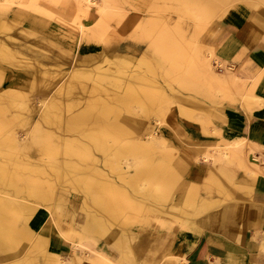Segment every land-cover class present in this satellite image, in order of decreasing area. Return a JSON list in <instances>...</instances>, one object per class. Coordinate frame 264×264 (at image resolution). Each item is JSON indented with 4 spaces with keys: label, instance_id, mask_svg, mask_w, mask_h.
Wrapping results in <instances>:
<instances>
[{
    "label": "rangeland",
    "instance_id": "rangeland-1",
    "mask_svg": "<svg viewBox=\"0 0 264 264\" xmlns=\"http://www.w3.org/2000/svg\"><path fill=\"white\" fill-rule=\"evenodd\" d=\"M101 1L88 5L82 18L76 19L74 7L64 12L61 4L47 0H0L6 4L0 13V195L20 202L17 213L11 214V227L23 233L16 242L7 239V248L0 247V264H56L52 255L32 242L45 225L73 241L72 253L63 256L66 264H73V255L81 264L99 256L108 237L119 232L122 240L134 225L147 224L149 216L162 222L175 209L169 207L172 196L168 191L174 184L171 165L177 152L165 146L149 148L146 143L150 134L157 144L166 143L153 129L159 127L157 119L163 118L166 103L174 100L181 74L189 80L209 82L205 71L195 68L196 73L187 58L176 60V54L187 52V44L195 45L191 38L194 24L185 19L180 33L177 12L173 10L170 21L156 22L151 17L154 12L146 8L147 22L138 30L158 58L144 63L106 56L90 69L81 68L62 40L73 39L72 33L82 31L77 20L91 16L93 9L98 8L95 14L101 15L108 11L107 5L112 8L109 0ZM218 1L230 0H200V4L188 5L189 9L182 8L198 28L205 29L216 14L214 3ZM99 23L106 31V20ZM166 25L174 42L164 49L155 48L151 34ZM166 40L170 42L168 37ZM176 42L183 47L174 45ZM149 53L154 56L151 50ZM214 55L212 69L220 75L228 63L216 51ZM174 59L177 65L184 61L183 67L176 66ZM210 83L223 90L217 80ZM54 99L66 106L60 115L54 112L59 123L45 118ZM234 146L220 150L210 146L193 158L205 163L213 156L214 163L227 160L226 148ZM165 182L168 191L159 188ZM37 186L48 190L52 199L43 201L30 194ZM27 206L36 210L26 221ZM37 218L40 226L31 230L29 224Z\"/></svg>",
    "mask_w": 264,
    "mask_h": 264
},
{
    "label": "crops",
    "instance_id": "crops-1",
    "mask_svg": "<svg viewBox=\"0 0 264 264\" xmlns=\"http://www.w3.org/2000/svg\"><path fill=\"white\" fill-rule=\"evenodd\" d=\"M47 1L61 4L64 12L73 7L76 10L73 0ZM109 3L112 8L101 15L95 14L97 8L91 16L83 17L84 31L72 33L73 39L62 40L79 67L90 69L106 56L110 60L125 56L144 63L158 58L138 30L146 24L144 10L149 8L156 22L170 21L173 10L177 12L180 33L186 24L184 20H192V44L210 46L227 60L230 73L236 76L228 90H221L215 83L196 82L181 74L174 100L166 103L163 121L159 123L157 119L159 127L153 129L157 138L166 140L164 149L177 152L171 165L174 184L169 191L166 182L159 184L160 189L170 192L169 207L175 208L174 211L162 222L149 216L147 224L134 225L122 240L119 232L115 237H108L106 246L100 245V255L81 264L84 261L91 264H264V4L256 0L218 1L214 3L213 20L202 29L175 0H109ZM101 16L106 20L105 33L89 30ZM152 33L155 48L164 49L174 42L169 25L157 27ZM179 47L183 45L180 43ZM172 62L175 64V59ZM183 65L184 61L180 66ZM63 107L54 99L45 118L59 123L53 115L63 113ZM236 143L242 146L239 158L219 159L215 163L213 157L208 163L193 158L210 146L218 150ZM37 221L32 224L35 228L40 226V220ZM32 225L29 224L31 230ZM39 233L47 254L63 257L72 253L73 241L59 230L45 225ZM99 244L102 240L97 247Z\"/></svg>",
    "mask_w": 264,
    "mask_h": 264
},
{
    "label": "bare ground",
    "instance_id": "bare-ground-1",
    "mask_svg": "<svg viewBox=\"0 0 264 264\" xmlns=\"http://www.w3.org/2000/svg\"><path fill=\"white\" fill-rule=\"evenodd\" d=\"M177 2H180L182 4V6L185 5V7H190L188 5L190 4H200V0H175ZM258 3H263L264 4V0H256ZM6 2V1H5ZM5 2H0V13H3L4 11V7H6ZM75 4H76V19L78 17H81V15L83 13H86L88 5H92V4H97L95 3V0H74ZM102 5H100L101 7ZM194 6V5H193ZM108 10L111 9V7L109 5H107ZM193 8V7H192ZM105 9V8H104ZM189 9V8H188ZM191 9V8H190ZM195 14V13H194ZM82 18V17H81ZM104 18L103 16H101L98 20V22L95 24V29L99 34H104L105 31L101 30V28H99L100 26V21L101 19ZM79 19V18H78ZM79 23V26L81 27L82 31H84L85 29V25L77 20ZM106 24V23H105ZM91 29V28H90ZM169 38V37H168ZM200 43V42H199ZM93 44V43H92ZM195 44V43H194ZM83 45V44H82ZM189 47L187 48V52L183 51L180 52L178 54H176V60L178 61V59L180 58H187L188 61L191 64V67L193 68V70H195V68L197 69H201L205 72H203V75H206L209 79V81H213V80H217L219 82V84L221 85L222 88H225V90H228L229 86L231 84H233L235 81V73H230L229 68L226 66L225 71H223V76L222 75H217L215 74V70L213 71L212 69V63L211 60L213 57H215L214 55V51L211 47L208 46H203L199 45V44H195V45H189L187 44ZM94 47V46H93ZM186 48V47H185ZM205 48V50L203 49ZM90 49V48H89ZM92 49V48H91ZM92 51V50H91ZM182 51V50H181ZM79 53V52H78ZM216 58V57H215ZM217 59V58H216ZM215 59V60H216ZM175 60V62H176ZM223 63V62H222ZM180 64V63H179ZM178 64V65H179ZM177 65V64H176ZM177 65V66H178ZM224 64L220 63V66L222 67ZM180 66V65H179ZM70 67V66H69ZM224 67V66H223ZM223 70V69H222ZM8 71V70H7ZM197 70H195L196 72ZM199 72V71H197ZM196 72V73H197ZM202 72V71H200ZM247 95V94H246ZM249 95V94H248ZM37 97V96H36ZM39 102V101H38ZM157 102V101H156ZM38 104V103H37ZM43 105V104H42ZM38 106V105H37ZM47 112V111H46ZM184 113V112H183ZM26 115V114H25ZM48 117H52V114L50 113L48 115ZM159 122H161V119H158ZM27 125V124H26ZM10 130V129H9ZM8 133V132H5ZM24 135V134H23ZM146 136V135H145ZM12 138V136H11ZM32 139V138H31ZM163 139V138H162ZM12 140H17L16 138L13 137ZM18 142V141H17ZM156 137H154L153 134H150L146 143V146L149 148L152 147H157V146H164V143H156ZM50 147V145L48 146ZM13 150V148H12ZM213 151V150H212ZM221 152V151H220ZM202 154V153H201ZM208 154V153H207ZM219 154V153H218ZM223 154V153H222ZM203 155V154H202ZM208 156V155H207ZM213 156V155H211ZM240 156H242V146L240 144H237L234 147L231 148H226V152L224 153V157L227 159V161L229 159H236L239 158ZM197 157V156H196ZM204 157H206V153H204ZM203 157V158H204ZM222 157V156H221ZM253 157V156H252ZM206 159V158H205ZM209 159V158H208ZM214 159V156H213ZM198 160V159H197ZM206 161V160H205ZM243 161V160H242ZM243 163V162H242ZM249 167V166H248ZM247 167V168H248ZM215 171V170H214ZM36 188V189H35ZM34 189H32L30 191V194L32 193L33 196L35 198H39L40 200L43 201H48L51 200V193L48 190H44L42 187L37 186ZM15 199L10 198V197H4L2 195H0V247L5 248L8 244V241H12V242H16L17 240H19L22 237V232H20V229L15 228L14 226L11 227V221H12V215L11 214H15L17 213V210H15V207L19 206L20 202H18L17 204L14 202ZM191 200V198H190ZM36 210V207H32V206H27V210L26 213H24V218L26 219V221L30 218V215ZM41 210V209H40ZM43 210V209H42ZM39 211V209H38ZM48 211V210H47ZM45 212V211H44ZM23 213V212H22ZM37 213V212H36ZM39 213V212H38ZM145 214V213H144ZM159 214V213H158ZM41 218V217H40ZM34 219V218H32ZM36 219V217H35ZM40 220V219H38ZM156 220V219H155ZM38 222V221H37ZM158 222V221H157ZM30 223H34L33 221ZM169 223V222H168ZM10 224V228H7L6 225ZM157 224V223H156ZM35 225V224H34ZM164 225V224H163ZM166 225V224H165ZM33 226V225H32ZM36 227V226H35ZM42 228V227H41ZM26 230L29 232V229L26 227ZM155 230V229H154ZM40 234V233H39ZM67 236V235H66ZM93 236V235H92ZM94 237V236H93ZM2 238H4L5 240H1ZM40 237H38L37 239H34V241L32 240L34 246L36 248H38L39 250H44L42 243L39 239ZM157 244V243H156ZM7 248V247H6ZM55 248V247H54ZM58 250V249H57ZM112 252V251H111ZM110 252V253H111ZM52 256L54 257V261L56 264H66V262L64 261V257L58 255V254H52ZM79 258V257H78ZM78 258L77 256L73 255L72 257V262L73 264H78ZM103 258V257H102ZM101 257H98V259H100L102 261ZM183 261H185V258H182ZM104 261H106L105 258H103ZM93 261V259H92ZM80 264V263H79Z\"/></svg>",
    "mask_w": 264,
    "mask_h": 264
}]
</instances>
